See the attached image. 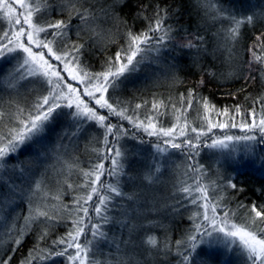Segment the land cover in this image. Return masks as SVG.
<instances>
[{
  "label": "snow or ice",
  "instance_id": "snow-or-ice-1",
  "mask_svg": "<svg viewBox=\"0 0 264 264\" xmlns=\"http://www.w3.org/2000/svg\"><path fill=\"white\" fill-rule=\"evenodd\" d=\"M97 2L98 0H59L58 14L67 12L68 19L46 20L40 23L33 20V11L28 10L30 5L26 4L25 0H16V3L20 4L25 11L15 15L16 9L13 5L8 0H0V13L7 18L8 22V30L3 32L5 39L0 42V59L9 54L22 53L20 56L13 57L16 64L8 77H0V87L6 86L8 89L15 90L21 80L29 78L38 82L40 87L36 99L30 106H22L9 93L8 109L0 107V184L8 189L6 194L0 195V243L7 235L13 243L12 252L14 253L23 242L24 235L31 231L33 224L44 218L45 225V228L38 232L37 244L29 250L28 256L21 261V264H44L45 261L55 257H65L67 264H99L96 259V252L99 251L98 243L108 239L104 225L111 223L114 219L111 213L116 207L115 197L133 202L138 199L136 192L125 193L119 182V177L125 175L123 169L128 157L127 146L120 144L119 141L129 136L130 130L122 124L111 123L108 118L112 115L118 116L121 120H127L137 132L142 130L148 136L168 137L163 140V145L168 147L162 146L159 142L154 144V162L145 169L142 177L149 185L158 180L160 162L157 157L167 156L171 159L172 154L169 148L180 150L187 160L194 161L199 156V150L203 145L221 152L227 150V158L237 164L243 163L242 159H238L242 156L253 162L259 160L261 165H264V155H259L257 152V149L264 145V96L257 98L252 109L246 112H242L241 105H235L232 109L225 107L217 110L207 98L201 97L195 89H189L186 94L180 95L179 108L175 104L171 105L175 112L176 123L167 128L157 126V116L163 115L159 110L167 107L162 100H154L152 103V110L156 115L147 114L141 119L136 111L142 107L141 104H136L130 113L129 107L122 101H113L111 96L106 98L105 94L109 88L115 90L119 87V83L123 82L122 77L126 79L128 74L139 71L142 64L146 62L162 64V56L165 52L177 49L194 50L193 62L195 63L201 54L208 52V48L204 36L190 33L186 29L181 30L167 23L170 16L169 10L157 5L151 17L141 13L148 21L147 27L139 32L128 27L124 33V44L115 56L108 58L102 71L93 72L83 60L82 49L85 45L71 41L69 34L73 28L74 17L79 20V24L75 26L78 37L82 30L91 26V22L97 18V13L115 20L120 19L114 7L119 0H113L112 4L102 5L99 8L95 6ZM197 3L205 8V15L214 13L210 16L211 20L229 21L227 28H221L225 41L222 47L227 51L228 59L232 60L242 26L255 24L257 13L237 15L234 11L230 12L220 6L217 0H197ZM41 7H51V5L44 0L43 5H36L35 11H39ZM21 16H23V22ZM16 25L20 27L14 29ZM24 25H27V30ZM92 31L94 35H97L94 28ZM181 31L182 38L177 35ZM262 36L264 32L256 36V41H261ZM24 37H26V43L22 39ZM249 51L252 52L251 47ZM253 57L254 60L248 61L249 75L255 71L264 80V60H261L255 52ZM255 62H260L259 68H252ZM167 67L174 69L175 65L169 63ZM63 73H67V77ZM210 74L215 75V73ZM232 74L229 73V75ZM68 79L76 81L78 86L74 87L67 83ZM173 79H177L174 72ZM252 79L256 77L253 76ZM199 84H204L203 78ZM97 93L99 96L96 95ZM83 96L89 97L90 101L94 100L99 108H106L108 116L101 115L98 109L89 107ZM3 103V97L0 95V105ZM194 104L200 105L203 109V113L197 110V114L205 122L206 127L203 124L199 128L190 127L186 114L193 109ZM256 104H260L258 119ZM63 109L70 110L66 114L76 125V131L72 135H76L89 121L96 122L105 130L103 143L108 154L103 159H111L112 167L106 169L101 161L89 170H81L85 179L78 187L86 191L74 201L77 205L75 209L77 215L71 221L72 227L65 236L53 241L51 247L45 248L40 246V241L48 236L46 227L51 226L50 222L60 218V206H49L45 203L49 191L43 180L35 181L26 191L20 185L13 183L8 173L19 172L23 176L28 172V165L18 159L13 162L10 157H18L27 147L41 144L49 126L57 117L65 114ZM210 112H215L216 116L227 119L223 122H213L208 116ZM246 115L252 117L251 121L243 118ZM237 117H241L239 127L245 135L225 134L223 137H211L210 143L208 140H202V137H206L213 128L237 127ZM229 121L232 122L229 123ZM189 128L191 133L195 134L194 136L189 135ZM177 129H179L178 132ZM109 136L113 137L112 141H109ZM131 137L144 143V140L137 137L135 133H131ZM180 137L185 138L181 140ZM237 144H241L242 147L237 149ZM39 155L41 153H37L38 157ZM28 163L31 164V161ZM74 166L69 164V168ZM188 172L193 174L191 177L193 182L188 184L182 181L177 191L185 194L183 200L196 206L189 216L193 227L173 244L167 235V225L162 220L149 218L146 214L140 213L143 219L133 221L130 219L129 210L123 208V218L119 222L122 228H127L129 235L127 240L116 244L119 255L115 264H149V259H154L157 254L165 258L169 255L175 256L176 264H212L211 256L220 249L228 251L235 249L241 257L242 264H264V205L253 204L246 210L244 219L238 221L236 210L225 202L226 189L236 188V184L231 179L225 183L205 182L203 166L198 163L189 164L185 174ZM105 173L115 178V183L107 184L106 191L105 185L101 183V176ZM69 187L71 188L72 185L69 184ZM36 193H41L39 203L33 202ZM17 194L26 195L28 205V213L23 216L24 224L19 228L16 226L19 214L12 219L11 223L4 216V212L19 199ZM94 196L97 197L95 201H93ZM51 198L59 201L58 191ZM176 203L180 207L187 206L180 200ZM163 207L168 205L164 204ZM245 207L243 203L237 205V208ZM201 208L203 212L199 211ZM90 210L95 217L89 214ZM149 211H159V209L154 206ZM172 211L178 212L179 208L173 206ZM81 212L82 216L79 215ZM154 229L164 230L165 236L158 237ZM138 233H142L139 236V243L133 239V236ZM82 237L83 240H81ZM121 245L131 246L133 249L141 248L144 259H141L140 254L135 251L123 254ZM73 249L74 251H70ZM11 258V253L7 258L0 257V264H10Z\"/></svg>",
  "mask_w": 264,
  "mask_h": 264
},
{
  "label": "trees",
  "instance_id": "trees-1",
  "mask_svg": "<svg viewBox=\"0 0 264 264\" xmlns=\"http://www.w3.org/2000/svg\"><path fill=\"white\" fill-rule=\"evenodd\" d=\"M29 1L34 9L36 3L40 2L41 4V0ZM47 3L51 5V7H41L39 11H35V21L44 23L46 20L68 19L67 12L62 15L54 12L56 8L59 9V0H51V3ZM112 3L113 0H98L95 6L96 8H99L102 5L107 6ZM217 3L230 12L234 11L237 15H246L250 12L257 13L255 24H246L242 26L241 36L234 49L235 56L232 60L228 59V53L224 47H222L225 41L221 28H227L229 21L226 19H218L216 21L211 20L210 16L214 15V13L210 12L209 15H205V8L202 5H199L197 0H119L114 6L115 11L120 17L119 20L105 17L97 13V18L91 22V26L86 30H82L78 37L75 26L79 24V20L74 17L72 19L73 28L69 34V39L77 44L85 45L84 49H82L84 53V62L93 72H100L103 70L108 58L114 57L116 52L124 44V33L128 27H131L132 30L136 32L147 27L148 21L144 19V16L141 15V13H145L148 17H151L157 5L167 8L170 12L167 23L173 24L181 30L186 29L190 33L204 36L208 52L201 54L197 58V62L194 63V50L177 49L176 51H172L177 58L164 63L162 65L164 69L162 73L148 72V69L156 64H149L146 62L144 63V66L141 65L139 71L128 74L126 79L122 77L121 79L123 82H118L119 87L115 90L109 88L107 97L111 96L113 101H122L129 107L130 113L131 109H134L136 104H141L142 107L136 110L141 119L147 114L156 115L152 110V103L154 100L164 101L167 107L161 108L159 111L163 113V115L157 116V126L164 128L171 127L176 123L175 112L171 105L175 104L177 108H179L180 95L182 93L186 94L189 89H195L201 97L207 98L210 104L214 105L217 110H222L225 107L232 109L235 105H241L242 112H246L247 110L252 109L254 101L257 98L264 96V80H262L255 71L251 72L249 75L250 70L248 67V61L254 60L253 52L260 56L261 60H264V36L261 37V41H256V36L264 32V0H221ZM43 4L44 3L41 5ZM145 6L147 7L145 8ZM240 8H247L248 11L238 12ZM93 28L97 35L93 34ZM6 29L3 15L0 13V41L2 40L3 32L6 31ZM217 33H219V35H217ZM177 35L182 38L183 32L181 31ZM218 45H221V47L218 48ZM250 47L252 48V52L249 51ZM178 56H180V58H178ZM181 56H183V58H181ZM169 63L174 64L175 68L169 69L167 67ZM259 67L260 62H255L252 65V68ZM6 68L11 69L9 65H2L0 62V77L4 78L6 76ZM173 72L177 79H173ZM230 72L233 74L229 75ZM210 73H215V75H211ZM253 76H255L256 79H252ZM202 78L204 84L200 85L199 81ZM39 91V84L33 79L22 80L15 90L8 89L6 86L0 87V95H2L4 100V103L0 105V107L5 110L8 109L9 105L7 101L9 100V93H11L22 106L23 101H26L31 105L36 99ZM255 107L257 109L258 119L260 115V104H256ZM197 110L203 113V109L200 105L194 104L193 109L189 110L186 114L190 127L194 126L199 128L202 124L206 127L205 122L200 116H198ZM98 111L99 114L108 116V110L106 108H103V110L99 108ZM208 116L213 122H223L227 119L223 116H216L215 112L208 113ZM66 118L65 115L59 116L60 120L66 121L68 119V123L59 121V119L57 121L59 124L64 126L69 125L71 128L72 126H76L75 124L69 123L70 119ZM243 118L248 121H251L252 119L250 115H246ZM108 119L111 123L118 125L122 124L127 129V125L132 127L127 120H121L118 116L112 115ZM240 120L241 117H237V127L224 128L228 130V134L240 129ZM231 122L232 121H229V123ZM218 129L220 128H213L212 130ZM81 130L82 132L89 133L90 137L75 136L71 134V130H67L66 133L69 134L72 139L69 140L65 136L59 140L67 157L66 160H63L64 164L61 163L62 161L60 162L57 160L59 163V165H57L51 158L46 160V162L42 161L41 164L34 163L30 158H32L36 146L27 147L22 150L18 157H10L13 162H16L17 159L19 161L26 160L27 162L25 164L28 165V172L23 176H21L19 172L14 176L8 174L13 183L20 185L23 188H28V186L32 185L35 181L42 179L44 181L46 180L45 183L48 185L47 188L51 191L46 203L49 206H60L61 211L59 221L62 222L65 227H61L58 230L51 228V226H54L55 220L51 221V226L46 227L48 236L40 241L41 247H51L53 241L65 236L72 227L71 221L77 215L75 211L77 205L74 201L79 195L86 191V189L78 187V185L82 184L85 179L81 170H89L101 161L104 163L106 169H110L111 159H103V157L108 154L107 148L103 143L105 130L99 127L94 121L85 123ZM81 130H79V132H81ZM188 131L190 136L195 135L194 133H191L190 128ZM212 133L215 137L223 134L214 131H212ZM232 135L242 136L236 134ZM207 137L202 140H208L210 143L211 137ZM57 138L58 137L55 136H52L49 139L47 138L49 141H52L50 147H55V152H58L59 148V146L55 145L54 141ZM157 138L158 141L162 140L160 137ZM184 138L185 137H181L180 139L182 140ZM108 139L109 141H112L113 137L109 136ZM125 139L126 137L120 139L119 143L124 145ZM161 144L162 146H165L163 143ZM109 147H111V145H109ZM202 148H204L203 145H201L200 150ZM178 151L179 152L175 153L173 149L169 148V152L175 153L173 157L179 161L174 172H178L177 176H179L178 179H180L178 182H172L168 186L169 189L168 187L159 189L155 187L154 183L149 185L143 180V175H139L140 173L138 172L137 179H133L128 175L133 174L134 170L127 165V161H131L132 158L136 157H134L133 152H128L127 161L123 169L125 175L119 177V182L125 193L136 192L138 194V199L133 202L127 199H122L121 197H115L114 203L116 207L111 213L114 219L111 223L104 225L108 239L101 240L98 243L99 251L96 252V259L99 261V264H115L117 256L119 255L116 251V244L128 239L129 234L127 228H122L119 222L123 218V208L129 210L130 219L133 221L143 219V216L140 215V213L146 214L149 218L162 220L167 225V235L170 237L173 244L175 241L180 240L187 230L193 227V222L189 219V216L192 211L196 209V206L186 204V207H180V205L176 203L177 200H180L182 204L185 202V200L182 199L185 194L177 191L181 182H187L188 184L193 182L191 179L192 176H188L185 172L180 171L182 163L187 166V158L181 154L180 150ZM258 152L263 154L264 150L258 148ZM140 156L145 162L149 159V155L147 156L144 151ZM195 159L197 164L198 161H200L199 156ZM29 161H31V164L28 163ZM188 161L192 162V160ZM194 162L195 160L193 163ZM69 164H74L75 166L69 168ZM205 170L206 172H204L207 173L205 174L206 176L204 175L205 178L203 177L205 182L211 183L212 181H217L219 183H225L231 179L232 182L236 184L235 189H226L225 202L229 203V206L236 210V219L238 221L244 219L246 210L253 204L258 206L264 205V183L257 178H252L254 175L262 177L258 175L254 169L248 170L236 166L223 168L220 166L208 165L205 167ZM175 175L176 174L174 173V176ZM108 177L107 174L103 175L101 178V183L105 185V191L107 184L115 183L114 177H110L107 183ZM220 177L223 179L220 180ZM69 184L72 185L71 188L69 187ZM57 191L60 195L59 201L51 198V196L56 194ZM7 192L8 189L0 184V195L6 194ZM173 193L176 197L173 196ZM96 199L97 197L94 196L93 201ZM160 200H163L168 206L176 205V207L179 208V211L174 212L173 214L171 213L170 216L161 219V217L156 215V212L158 211H149L154 206L157 209ZM26 201V198L21 199L19 197V199H17L11 207L4 212V216L9 223H11L12 219L19 214L21 223L16 221L17 228L24 224L23 216L28 213V205ZM33 202L39 203V198L34 197ZM89 203L91 204L92 202ZM240 203H243L246 207L237 208V205ZM199 211L203 212L202 209H199ZM167 212L170 213V210ZM89 214L95 217V214L92 213L91 210ZM249 214L254 215L252 213ZM79 215L82 216L83 213L81 212ZM43 219L44 218H41L40 222L32 225L31 231L24 235L23 242L18 248H16L14 253L12 252L13 243L6 235L4 243L0 244V257L7 258L11 253L12 258L10 264H21V261L28 256L29 250L37 244L38 232L45 228ZM141 235L142 233L135 234L133 239L139 243V236ZM164 236L165 232L163 231L161 238ZM81 240H83V237ZM121 248L125 255L135 251L140 254L141 259H144L143 250L141 248L133 249L131 246L124 247L123 245H121ZM70 251H74V249ZM176 259L177 258L173 255H169L165 258L162 255L157 254L154 259H149V264H176ZM218 262H220V264H238L231 258L226 260V257H223ZM44 264H67V261L65 257H55L51 260L45 261Z\"/></svg>",
  "mask_w": 264,
  "mask_h": 264
},
{
  "label": "rangeland",
  "instance_id": "rangeland-1",
  "mask_svg": "<svg viewBox=\"0 0 264 264\" xmlns=\"http://www.w3.org/2000/svg\"><path fill=\"white\" fill-rule=\"evenodd\" d=\"M8 2L10 3V4H12L13 5V7L16 9V13H14V15L15 14H19V13H21V12H24L25 11V9H23L22 8V6L20 5V4H18V3H16V0H8ZM47 2H49V3H51V0H47ZM25 3L26 4H29L30 5V8L28 9V10H31V11H33V20L35 21L36 20V16H35V9L31 6V3H30V1L29 0H25ZM42 3H44V1L43 0H41V4ZM37 4H40V2L39 3H36V5ZM57 9V8H56ZM58 10V9H57ZM247 12L248 11V9L247 8H240L239 9V11L238 12ZM3 15V14H2ZM3 20H4V22H5V24H6V31L8 30V27H7V18L6 17H4L3 16ZM21 21L23 22V16H21ZM20 26L19 25H16V26H14V29H18ZM24 27H25V29L27 30V25H24ZM2 40L0 41V42H2V41H4V37L3 38H1ZM23 40H24V42L26 43L27 41H26V37H24V38H22ZM35 51H39L38 49H34ZM46 51V50H45ZM20 55H22V53H19V52H17V53H13V54H9V55H6V56H4L2 59H0V62H1V64L2 65H9L10 67H11V69H9V68H6L5 70H7V74H6V76L4 77V78H6V77H8V75H9V73H11L12 71H13V69H14V67H15V64H16V60L13 58V57H15V56H20ZM163 59V58H162ZM7 63H9V64H7ZM55 63V62H54ZM164 63H162V65H163ZM143 66H144V64H142ZM157 65V64H156ZM60 67L62 68V65H60ZM163 67V66H162ZM63 75H65L66 77H67V73H63ZM29 79H31V78H29ZM20 82H22V80L20 81ZM19 82V83H20ZM67 83H70V84H72L74 87H77L78 85H77V82L76 81H72V80H70V79H68L67 80ZM83 89L81 88V91H82ZM97 96H99V93H97L96 94ZM105 96H106V98H107V93L105 94ZM84 100H85V102L86 103H88V105H89V107H93V108H96V109H99V106L98 105H96L95 104V101L94 100H89V97H87V96H83L82 97ZM100 109H102L103 110V108H100ZM63 111V113H65L64 115L67 117V118H69L70 119V117L66 114L68 111H70V110H68V109H63L62 110ZM66 118V119H67ZM59 119V117H57V119L55 120V122L53 123V124H51L50 126H49V128H48V130L46 131V133L44 134V138H43V141H42V143L41 144H39V145H36V150H34L33 151V154H32V158H30L31 160H33L34 161V163H36V164H41L42 163V161H44V162H46V160H48L49 158H51L52 160H54L53 162L55 163V164H57V165H59V163L57 162V160L58 161H62L61 163L62 164H64V161L63 160H66L67 159V157H66V155H65V151H63L64 149H63V147H61L62 145H61V143H60V141L59 140H61L63 137H67L69 140H71L72 139V137L69 135V134H67L66 133V131H67V129L69 128V126H63V127H57L56 126V124H59V122L57 121ZM68 120V119H67ZM67 120L66 121H63V120H60L59 119V121H62V122H67ZM57 121V122H56ZM89 122H92V121H89ZM68 123V122H67ZM88 123V122H87ZM59 125H62V124H59ZM71 127V126H70ZM72 129H75L76 130V126H72ZM179 131V129H177V132ZM212 131H214V132H216V133H223V134H220V136H217V137H223L225 134H227V135H232V134H236V135H245V132H243V131H241V129H239L238 131L236 130V131H234V132H231V134H228V130H226V129H218V130H212ZM212 131L210 132V133H208V137L207 138H209V137H215V136H213L214 134L212 133ZM227 132V133H226ZM72 134V133H71ZM54 135H59V137L56 139V140H54L55 141V145L56 146H59V148H58V152H55V147H50V143L52 142V141H49L48 139L50 138V137H52V136H54ZM206 137H202V139H204V138H206ZM48 138V139H47ZM160 138H162V140H160L159 141V143H163V140H165V139H168V137H160ZM181 138V137H180ZM257 138H258V140H259V133L257 132ZM211 142V141H210ZM164 147H167L166 145L164 146ZM242 147V145L241 144H237L236 145V148L237 149H240ZM260 149H263L264 150V145H261V147H260ZM257 152H258V149H257ZM37 153H41V155H39V157L37 156ZM227 150H225L224 152H221L220 150L218 151V152H216V153H214L213 152V154L211 155V157H213V159H214V162H215V164L217 165V166H220V167H223V168H225V167H234V166H236V167H240V168H245V169H254L255 171H256V173H258V175H260V176H262V177H264V165H261V163H260V161L259 160H257V161H255V162H253L252 160H248V159H244L242 156H240V157H238V159H242L243 160V163H241V164H237V163H235V162H233L232 160H229L228 158H227ZM59 154H60V157H59ZM141 154V153H140ZM172 155H171V157H173V155H175V153H171ZM258 154L259 155H264V153L263 154H261V153H259L258 152ZM159 160V166H160V171H163V170H165V169H169V170H175V168H177V164H178V162H177V164L175 163V162H173V160L172 159H169L167 156H165V158L163 159V158H159L158 159ZM144 161V160H143ZM23 162H27L26 160H24ZM128 165V164H127ZM112 167V165H111V163H110V168ZM106 168V167H105ZM125 171V170H124ZM206 172V171H205ZM17 172H15V173H8L9 175L11 174V176H14V175H17L16 174ZM205 174H207V173H205ZM104 175H107V173H105ZM158 180L156 181V183H154V185H155V187H157V188H159V189H164V187H168L169 185H170V183H171V179H169L168 180V177L169 176H167L166 177V174H163L162 172H159L158 174ZM206 176V175H205ZM17 177V176H16ZM103 176H101V178H102ZM15 178V177H14ZM110 178V176L107 178V183H108V179ZM205 178V177H204ZM43 180V179H42ZM44 181V180H43ZM46 180L44 181V184L46 185ZM175 183V182H174ZM48 186V185H47ZM25 189V191L27 190V188H24ZM167 189V188H166ZM168 189H169V187H168ZM49 191V190H48ZM51 191H49V193H50ZM18 196H19V194H17ZM40 195H41V193H36L35 194V196L34 197H40ZM198 195V194H197ZM173 196H175L176 197V195L173 193ZM21 199H24V198H26L27 199V196L26 195H24V196H19ZM24 197V198H23ZM33 197V198H34ZM48 199V198H47ZM47 202V200L45 201V203ZM165 203L163 202V200L161 201H159L158 202V208L157 209H159V211L158 212H156V215H158V217H161V219L162 218H165L166 216H170L171 215V213L173 214L174 212L172 211V205L171 206H168V207H163V205H164ZM184 205H186V204H188L189 205V203H188V201L187 200H185V202L183 203ZM175 207H176V205H174ZM202 209V208H201ZM168 210H170V213H168L167 211ZM203 210V209H202ZM168 213V214H167ZM154 231L156 232V235L158 236V237H160L161 238V236H162V233H163V231L164 230H161V229H154ZM5 237H6V235L3 237V240H2V243H4V241H5ZM1 244V243H0ZM223 257H226V260H228V258H231V259H233L234 260V262L235 263H238V264H242V260H241V257L240 256H238V254H237V251L235 250V249H233L232 251H228V250H225V249H221V250H218V251H216L215 252V254H213L212 256H211V259L213 260L212 261V264H220V262H218V261H220Z\"/></svg>",
  "mask_w": 264,
  "mask_h": 264
},
{
  "label": "bare ground",
  "instance_id": "bare-ground-1",
  "mask_svg": "<svg viewBox=\"0 0 264 264\" xmlns=\"http://www.w3.org/2000/svg\"><path fill=\"white\" fill-rule=\"evenodd\" d=\"M218 1H221V0H217V2ZM54 12L56 13V14H58V10L57 9H55L54 10ZM60 15H62V14H60ZM242 31V30H241ZM162 61H163V63H167V62H170V61H172L173 59H176L177 57L174 55V52H165L164 54H163V56H162ZM178 58H180V56H178ZM181 58H183V56H181ZM164 71V69H163V67H162V64L161 65H155V66H152V67H150L149 69H148V72H163ZM23 101V100H22ZM23 106H25V107H28V106H30L29 105V103L28 102H26V101H23ZM69 123H71V124H74L73 123V121L71 120V118H70V120H69ZM89 123V122H88ZM130 125V124H129ZM56 126L57 127H63L64 125H59V124H56ZM65 126H69V125H65ZM127 127H128V129L130 130V135L129 136H127L126 137V139H125V144L124 145H126L127 146V149H128V152L130 151V152H133L134 153V157L135 158H132L131 159V161H127V164L130 166V167H132L133 168V174H128V175H130L133 179H137L138 177H137V172L138 173H140L139 175H143V173H144V171H145V169L149 166V165H151L154 161H153V157H154V155H155V149H154V144H155V142H159L158 141V138L157 137H155V136H148L146 133H144L143 131H139V132H137L136 131V129H134V128H132L131 126H128L127 125ZM67 130H71L72 131V133L74 132V131H76L75 129H72L70 126H69V128L67 129ZM131 133H135V135L137 136V137H140V138H142L143 140H144V143H140L139 142V140H137V139H133L132 137H131ZM55 137H59V135L57 136V135H54ZM75 136H82V137H90L89 136V133H87V132H82V130H81V132H77L76 133V135ZM140 150H142V151H140ZM174 151H175V153H177V152H179L178 150H176V149H173ZM143 151L146 153V155L149 157V159L145 162V161H143L142 160V158H141V156H140V153L142 154L143 153ZM219 150L218 149H212V148H207V147H204V148H202L201 150H199V160L200 161H198V164L200 165V166H203V170L204 171H206L205 170V167H207L208 165L209 166H217L216 164H215V162H214V159H213V157H211V155L213 154V152L214 153H216V152H218ZM135 154H138V155H135ZM159 158H165V156H160V157H157V159H159ZM171 159L173 160V162H175L176 164H177V162H179L175 157H171ZM150 160V161H149ZM186 164H187V166L189 165V164H196V159H195V162L193 163V161L192 162H190V161H186ZM187 166H185L183 163H182V165H181V168H180V171L182 172H185L186 173V171H187ZM135 168V169H134ZM160 172H162L163 174H166V177L167 176H169L168 177V180L169 179H171V183L172 182H178V180L180 181V179H178V177L179 176H177V174H178V172H174L172 169L171 170H169V169H165V170H163V171H160ZM174 173L176 174L175 176H174ZM188 176H192L193 174L191 173V172H188V174H187ZM174 176V177H173ZM131 178V179H132ZM252 178H257L258 180H260V181H262L263 183H264V178H262V177H259V176H257V175H254V176H252ZM170 183V184H171ZM44 220V219H43ZM16 221H18V222H20L21 223V220L18 218V219H16ZM61 227H65V225H63L62 224V222H60L59 221V219L58 220H55V222H54V226H51V228H54V229H59V228H61Z\"/></svg>",
  "mask_w": 264,
  "mask_h": 264
}]
</instances>
